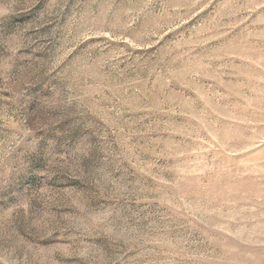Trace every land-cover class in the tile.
Here are the masks:
<instances>
[{
  "label": "rangeland",
  "instance_id": "374dc122",
  "mask_svg": "<svg viewBox=\"0 0 264 264\" xmlns=\"http://www.w3.org/2000/svg\"><path fill=\"white\" fill-rule=\"evenodd\" d=\"M0 264H264V0H0Z\"/></svg>",
  "mask_w": 264,
  "mask_h": 264
}]
</instances>
